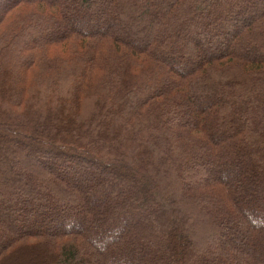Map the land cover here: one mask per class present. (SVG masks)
Wrapping results in <instances>:
<instances>
[{
    "label": "trees",
    "instance_id": "1",
    "mask_svg": "<svg viewBox=\"0 0 264 264\" xmlns=\"http://www.w3.org/2000/svg\"><path fill=\"white\" fill-rule=\"evenodd\" d=\"M0 264H264V0H0Z\"/></svg>",
    "mask_w": 264,
    "mask_h": 264
}]
</instances>
